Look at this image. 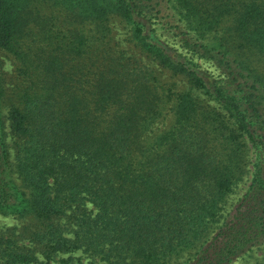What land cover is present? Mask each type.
Segmentation results:
<instances>
[{"label": "trees", "instance_id": "1", "mask_svg": "<svg viewBox=\"0 0 264 264\" xmlns=\"http://www.w3.org/2000/svg\"><path fill=\"white\" fill-rule=\"evenodd\" d=\"M0 53V212L32 225L0 231V264L264 245V0H0ZM247 144L249 182L206 237Z\"/></svg>", "mask_w": 264, "mask_h": 264}, {"label": "rangeland", "instance_id": "2", "mask_svg": "<svg viewBox=\"0 0 264 264\" xmlns=\"http://www.w3.org/2000/svg\"><path fill=\"white\" fill-rule=\"evenodd\" d=\"M112 26L115 28L116 37L119 40H121L123 37V29L121 28L120 25L116 23H113ZM0 54H1L0 59L2 61V70L4 72V76L7 81V87H9V85L11 84L10 81L13 79V73H12L13 63L12 60L9 57H7L5 54L3 53ZM162 76L163 78H165L167 77V74L163 73ZM4 130L6 133L5 144L8 153V160L12 163V159L15 152L14 144L18 141V139H16V137L9 132L7 121H5ZM246 148H247L246 160L248 163L246 165V172L243 174L241 179L231 187L230 191L226 194L225 198L220 203L217 212V221L211 224V227L206 237L209 236L211 230H213L221 222L223 217L232 209L236 200L242 195L249 182V177H250L249 158L251 157V151L248 144ZM11 176L16 182V184L20 185V181L17 178L16 174L12 172ZM61 222H64L63 218L61 219ZM65 225L66 226L70 225L69 221H67ZM6 229H13L14 233H21L22 230L32 229V225L29 221V218H18L15 215L0 212V231ZM198 245L199 244H197L194 249L184 250L178 253L176 256L170 257L168 260H166L164 264H182L186 259H188L192 255V253L194 252V250L197 248ZM37 257L39 261H44L43 260L44 258L40 254H38ZM63 261L66 262L62 263ZM99 263L100 262L97 261L96 256H91L88 253L81 250H75L71 253L61 254L49 260V264H99ZM230 264H264V245L251 249L249 252L235 259Z\"/></svg>", "mask_w": 264, "mask_h": 264}]
</instances>
